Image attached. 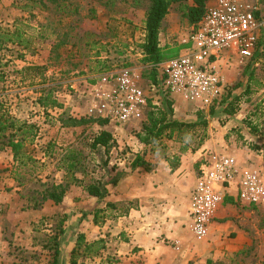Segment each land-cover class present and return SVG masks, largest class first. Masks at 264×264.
<instances>
[{"label": "rangeland", "instance_id": "obj_1", "mask_svg": "<svg viewBox=\"0 0 264 264\" xmlns=\"http://www.w3.org/2000/svg\"><path fill=\"white\" fill-rule=\"evenodd\" d=\"M254 1L264 8V0ZM192 4L186 0L169 7L155 62L147 60L142 48L149 0H0V108L14 121L34 126L32 142L24 147L33 161L18 167L20 176L11 173L17 163L10 149H0V264H129L121 245L130 243L133 234H144L155 221L132 196L148 179L155 181L146 174L159 167L174 174L182 157L195 155L211 138L221 149L235 144L264 158V43L248 64L234 58L221 61L222 103L206 107L170 94L169 111L152 83L153 77L158 81L159 66L182 53L180 41L192 26L186 6ZM118 74L132 77L147 94L139 119L118 123L90 113L100 102L102 79ZM156 108L165 110L168 119L196 125L146 142L144 126ZM69 117L90 121L63 126ZM203 120L205 126L200 124ZM101 131L112 135L108 152H90V141ZM71 148L89 154L82 162L85 174L77 175L84 185L99 186L101 196L72 185L54 204L43 195L48 187L63 183L61 159ZM202 153L207 157L212 151ZM194 161L189 163L196 170ZM184 181L178 184L180 191L188 183ZM250 207L237 248L201 258L197 264L262 263L264 206ZM185 234L192 239L188 230ZM162 241L168 247L176 245ZM134 261L141 264V256Z\"/></svg>", "mask_w": 264, "mask_h": 264}, {"label": "built area", "instance_id": "obj_2", "mask_svg": "<svg viewBox=\"0 0 264 264\" xmlns=\"http://www.w3.org/2000/svg\"><path fill=\"white\" fill-rule=\"evenodd\" d=\"M264 43V8L254 0H208L201 19L193 24L180 44L182 53L158 68V88L163 95L178 94L210 107L220 102L225 84L219 67L223 59L238 64L252 62ZM90 113L125 123L139 119L148 100L132 77H104ZM155 86V85H154ZM156 92V91H155ZM190 193L188 228L198 241L208 238L210 225L228 190L246 206H264V164L239 168L234 158L209 154Z\"/></svg>", "mask_w": 264, "mask_h": 264}, {"label": "crops", "instance_id": "obj_3", "mask_svg": "<svg viewBox=\"0 0 264 264\" xmlns=\"http://www.w3.org/2000/svg\"><path fill=\"white\" fill-rule=\"evenodd\" d=\"M255 134L257 132L253 135ZM203 150H210L216 155L230 156L235 159L239 168L264 164V158L252 152L250 148L234 144L230 148L221 149L211 138L195 155L186 154L182 157L181 165L176 168L174 174L161 167L152 171V175L146 174L147 178L152 177L155 181L148 179L144 185L136 188L132 196L139 198L148 217H153L155 221L151 223V227L150 225L146 227L144 234H133L130 243L121 245L120 252L124 253L123 259L125 258L126 263L132 264L136 256L137 258L141 256V264H189L194 261L197 264L196 262L202 259L219 256L223 250L231 251L241 243L242 236L245 235L242 229L247 228L245 227L247 221H242L243 216L250 213L251 207L240 204L235 199L234 188L228 190L215 212L207 241L197 242L195 239L194 241L189 231L187 221L190 208L189 193L195 186L201 169L208 166V157L203 155ZM191 159L196 160L194 161L196 170L189 163ZM183 180L188 183H184L185 190L180 191L178 184H183ZM187 230L192 239L186 236ZM165 239L176 245L168 247L163 244L162 240Z\"/></svg>", "mask_w": 264, "mask_h": 264}, {"label": "trees", "instance_id": "obj_4", "mask_svg": "<svg viewBox=\"0 0 264 264\" xmlns=\"http://www.w3.org/2000/svg\"><path fill=\"white\" fill-rule=\"evenodd\" d=\"M183 1L186 0H149L150 5L145 19L146 35L144 44L142 45L143 52L145 53L148 61L157 62L159 60L158 34L161 22L168 13L169 7L172 3H181ZM192 1L193 4L191 6H186L185 15L188 22L193 25L201 19L208 0ZM59 4L63 8L66 7L65 2H60ZM156 81L157 80L153 77L152 83L154 85L157 84ZM222 102L223 99L220 101V103ZM163 103L165 104L166 108L171 111L172 103L166 95H164ZM156 109V112L152 111V114L149 115L148 125L144 126L146 135L143 140L146 142H148V140L156 141L163 133L167 131L179 132L182 128L190 130L196 125L194 123H181L168 119L165 110H161L160 108ZM157 112L159 116H157ZM224 112L231 114L233 111L224 109ZM209 114L211 116L214 114L213 108H210ZM88 121L90 120L69 117L66 120H63L62 124L65 127H74L85 124ZM105 123V121H99V125H104ZM200 124L205 126L207 121L203 120ZM9 129L12 130V133H10L7 137H4V132ZM33 130V125L14 121V119L10 117L7 112L2 111L0 108V141L2 138H7L6 142H0V149L4 148V146L10 149L14 163H17V166L12 168L11 173H14V175L16 174V176H20L19 173H17L18 167L20 165L24 166L33 161L32 157L27 153V150L25 151L24 149L27 144L32 142V138L34 136ZM112 141L113 138L110 132L101 131L90 141L89 150L93 153H100L102 151L104 154H106L111 146ZM88 156L89 154H84L81 148H71L67 153H65L61 159L64 165L62 168L60 167L64 172L63 183L48 187L47 192L43 195V198L51 200L54 204H59L62 201L66 190L72 185L81 186L83 190L90 196H101V190L99 186L94 184L84 185L83 179L77 175L78 172L85 174L83 172L82 162L87 160ZM32 206L36 208L38 205L33 203ZM74 263L75 262L73 261L70 264ZM261 264H264V256Z\"/></svg>", "mask_w": 264, "mask_h": 264}]
</instances>
